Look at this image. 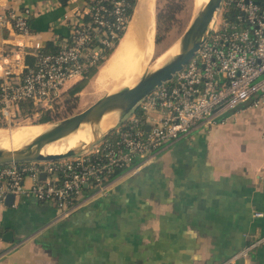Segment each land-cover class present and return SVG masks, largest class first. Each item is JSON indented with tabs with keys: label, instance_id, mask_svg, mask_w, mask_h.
<instances>
[{
	"label": "crops",
	"instance_id": "crops-1",
	"mask_svg": "<svg viewBox=\"0 0 264 264\" xmlns=\"http://www.w3.org/2000/svg\"><path fill=\"white\" fill-rule=\"evenodd\" d=\"M2 2L32 10L30 35L0 26V46L25 51L63 44L90 6ZM225 116L162 147L67 215L31 194L0 202V264H222L241 250L235 264H264V109L244 105ZM7 231L12 239L2 237Z\"/></svg>",
	"mask_w": 264,
	"mask_h": 264
},
{
	"label": "built area",
	"instance_id": "built-area-1",
	"mask_svg": "<svg viewBox=\"0 0 264 264\" xmlns=\"http://www.w3.org/2000/svg\"><path fill=\"white\" fill-rule=\"evenodd\" d=\"M126 4L127 0H97L86 11H92L93 19L77 22L57 51L37 53L34 65L26 64L27 51L21 44L0 46L1 115L10 118L26 98L45 106L80 78L85 69L82 57L87 51L93 56L99 53L89 47L90 42L96 38L110 44L101 30L117 35L115 29L127 20ZM31 17L29 7H5L0 0L1 27L30 35ZM13 57L21 65L12 64ZM244 105L264 109V0H221L196 54L151 90L108 135L77 155L0 165V202L8 193L15 199L31 194L67 215L86 199L107 194L116 170L121 176L153 162L162 147L200 125L225 122L226 112ZM244 252L222 264H235Z\"/></svg>",
	"mask_w": 264,
	"mask_h": 264
},
{
	"label": "water",
	"instance_id": "water-1",
	"mask_svg": "<svg viewBox=\"0 0 264 264\" xmlns=\"http://www.w3.org/2000/svg\"><path fill=\"white\" fill-rule=\"evenodd\" d=\"M221 0H208L194 16L193 20L183 33L180 40V50L173 54L168 60L157 68L144 72L138 81L132 86H125L116 91L112 96L109 93L100 97L87 108L50 123L51 126L32 141L17 148L0 147V165L11 162H25L34 160H55L62 157L77 154L101 138L108 135L124 119L132 109L155 87L171 79L176 72L181 70L184 65L196 54L202 42L205 40L209 25L215 11L220 5ZM108 111H117V121L106 131L99 133L95 131L94 137L89 142L69 148L63 152L44 153L43 146L78 128L85 122L96 123L101 120ZM49 123V122H38ZM148 127V125H147ZM45 171L41 176L45 177ZM88 183H86V186ZM15 200L14 193H8L5 203L12 204ZM12 231L3 233L5 239H12ZM1 237V232H0Z\"/></svg>",
	"mask_w": 264,
	"mask_h": 264
},
{
	"label": "bare ground",
	"instance_id": "bare-ground-1",
	"mask_svg": "<svg viewBox=\"0 0 264 264\" xmlns=\"http://www.w3.org/2000/svg\"><path fill=\"white\" fill-rule=\"evenodd\" d=\"M207 1L208 0H196L194 2L199 6L200 4L204 5ZM137 3L134 16L128 26V31H126L127 33L125 37L121 39L122 41H120L119 46L110 59L107 60L102 68H100L98 76L96 77L97 84L105 83L113 74H123L126 75L127 80H129L121 87L123 88L125 86L134 85L142 75V73H139L136 69L142 68L144 60L147 58V54L154 41L156 24L155 12L152 4L153 0H139ZM179 50L180 42L169 51L167 58L170 54H175ZM162 59L163 57L158 59L156 67H158L157 64ZM128 64L131 65V69L126 71V69L129 68H126ZM136 77L138 78L133 83ZM116 91L109 92V95L112 96ZM117 118V111H108L103 115L99 122H85L81 124L78 128L68 134L48 142L43 146L42 151L44 153L63 152L79 145L80 143L89 142L93 139L95 131H98L99 133L106 131L116 123ZM50 126V123H41L33 125L30 128L18 126L0 129V147H12V149H14L23 146L35 139Z\"/></svg>",
	"mask_w": 264,
	"mask_h": 264
},
{
	"label": "rangeland",
	"instance_id": "rangeland-1",
	"mask_svg": "<svg viewBox=\"0 0 264 264\" xmlns=\"http://www.w3.org/2000/svg\"><path fill=\"white\" fill-rule=\"evenodd\" d=\"M194 1L196 0H153L152 4H153L154 12H155V24H156V19H157V13L163 10L167 6L168 3H173L174 6L179 7V10L177 11L175 19L171 27L169 28V30H164V29L161 30L160 32L161 38L158 41L156 39L157 37V27H156L154 41H153L152 46L150 47L149 53L147 54V58H145L142 68L136 69L139 73L143 74L146 71H150V70L157 68L156 62L158 61V59L163 57V59L157 64V66H160L161 64L165 62V60H168L171 56H173V54H170L169 57L167 58L169 51L178 42H180L183 33L185 32V30L187 29V27L193 20L194 16L197 14L198 10L203 5V4H200L199 6H197L196 2ZM110 57L107 58V60H109ZM130 66H131L130 64L126 66V68L129 67L126 69V71H129L131 69ZM101 67H99L97 73L91 77V79L88 81L85 87L78 93L77 100H75L74 98H70L67 101L66 99L69 96L67 92L68 90L67 88L72 83H75L78 80V78L72 81L70 84H67L66 88L60 93V95L56 97L54 100H52L50 103L46 104L43 107L41 105H34L35 109L32 114L26 115L21 111V108H19V109H16L15 114H13L10 118L0 117V123H5L6 125L4 127H0V129L8 128V127L13 128V127H18V126H23L24 128L26 127L30 128L33 125L41 124V123H38L37 120L41 117L43 112L46 111V109H50L54 116L52 120H49L46 122H49V123L56 122L60 119H63L67 116H70L74 113H77L87 108L89 105L97 101L100 97L104 96L105 94L109 92L118 90L124 84H126L127 81H129L127 80L126 75L113 74L105 83L97 84L96 77L98 76V73ZM137 78L138 77L135 78L133 83L136 81ZM71 105L74 106L72 111H67L68 108H71L70 107ZM228 112H231V111H228ZM228 112H226V114ZM129 114L130 113L126 114L125 117H128ZM192 130H195V128ZM77 154H74V155H77ZM87 192L88 191L86 190L85 193Z\"/></svg>",
	"mask_w": 264,
	"mask_h": 264
},
{
	"label": "trees",
	"instance_id": "trees-1",
	"mask_svg": "<svg viewBox=\"0 0 264 264\" xmlns=\"http://www.w3.org/2000/svg\"><path fill=\"white\" fill-rule=\"evenodd\" d=\"M97 0H88L89 5H95ZM62 2H66V0H62ZM138 0H127L126 4V14H127V20L125 21L124 27L116 28L115 31L117 35L115 37L112 36V32L110 29H103L101 30V35L106 38L110 44L105 43L101 41L100 39H94L90 42L89 47L92 49H98L99 53L96 56H93L92 53L88 52L85 56L82 57V62L85 64V69L83 72V75L78 78V80L75 83H72L67 89V92L69 96L67 97V101L70 98H74L75 100L78 99V93L85 87V85L88 83V81L91 79V77L97 73L99 67L103 66L107 60L115 51V49L119 46L121 39H123L126 35V31H128V26L132 20V17L134 15L136 4ZM108 6H111V4H107ZM179 10V7L174 6L173 3H168L167 6L159 11L157 13V19H156V27H157V41L161 38L160 32L162 29L169 30L171 27L176 13ZM93 19L92 11L86 12L83 14L80 20L82 21H91ZM131 19V20H130ZM130 21V22H129ZM32 23V18L30 19V25ZM60 48V43H58L56 40H48L45 45L35 47L34 49L27 50V53L25 55V61L27 65H34L36 61V54L37 53H47V52H53L57 51ZM34 102L32 99L26 98L22 99L19 102V108H21V111L24 114H32L35 107ZM42 106V105H41ZM43 107V106H42ZM71 108H68L67 111H72L74 106H70ZM0 117H3L0 112ZM54 118L52 112L50 109H46V111L43 112L41 117L37 120V122H46L49 120H52ZM6 126L5 123H0V127ZM121 173V170H116L114 173H112L111 178L117 177ZM1 230V229H0Z\"/></svg>",
	"mask_w": 264,
	"mask_h": 264
}]
</instances>
